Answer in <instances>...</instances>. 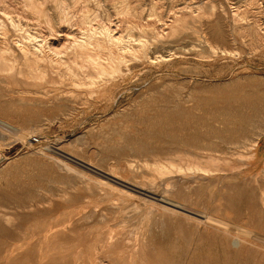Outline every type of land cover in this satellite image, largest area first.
<instances>
[{
    "label": "rangeland",
    "instance_id": "1",
    "mask_svg": "<svg viewBox=\"0 0 264 264\" xmlns=\"http://www.w3.org/2000/svg\"><path fill=\"white\" fill-rule=\"evenodd\" d=\"M39 1L55 36L118 30L95 59L120 72L86 66L67 86L66 68L51 83L0 71V264H264V0H65L64 22Z\"/></svg>",
    "mask_w": 264,
    "mask_h": 264
},
{
    "label": "bare ground",
    "instance_id": "2",
    "mask_svg": "<svg viewBox=\"0 0 264 264\" xmlns=\"http://www.w3.org/2000/svg\"><path fill=\"white\" fill-rule=\"evenodd\" d=\"M19 2L22 4L21 9L14 8L12 6V4H10L9 2H7L5 0H0V71H3L4 73H7V74H11L12 76L16 77L17 79L19 78V80L24 79L25 81H30L27 79H32L34 81H38L41 83H48V82L51 83V81H52L51 80V73L54 71H57V72L62 71V69H59L60 67L66 68V70L69 73V78L64 77V74H65L64 72L59 73V76L61 78L59 80V84L61 82V83H64L63 85L86 83V82H83L84 78L92 76V74H90L88 72H86V75H85L86 70H84V69L86 66L91 67L93 69V71H95L97 74L98 73L104 74L107 77H110V76L112 77L113 75H115L116 72H118V71L120 72V66H119L120 63H119V65L117 63H115V62H117V60H116L117 58H115L113 55L110 56L108 63H104L100 60L95 59V54H99V51L102 48H105V46H107V45L110 46V44L114 43L115 41L116 42L122 41V35L120 34V32L118 30H116V29L112 30V28L106 27V29L104 31H102V33L105 32V35H106L105 39H98L97 37H93L92 34L88 35V36H83L80 38L76 34L71 35L72 33H75L73 30L66 31V32H68L67 34L65 32L64 34L62 33V34H58V36H55L54 35L55 30H54L53 26H51V20H52L51 15L53 13L50 14L49 10L45 9V7H44L45 2L39 1V0H20ZM75 2H76V0H75ZM7 3H9V4H7ZM57 3H58V9L61 11V16H60L61 18L60 19L63 20V22L64 21H71V20L75 19V17L69 16L68 11L66 10L67 2L65 0H58ZM76 3H78V2H76ZM16 4H18V3H16ZM76 7H78V6H76ZM82 8H84V7L82 6ZM54 9H56V8H54ZM53 15H55V14H53ZM59 15H57V16H59ZM55 16H53V17H55ZM88 16L89 15L85 16V20ZM43 18H44L45 22L48 24L47 25L49 27L48 31H45V30L39 29V28L33 29L32 27H29V25L31 24L30 20L33 19L34 21L38 20L37 22H40ZM77 18H76V20H77ZM89 22H91V21H89ZM41 24H42V22H40V25ZM70 24H72V23H70ZM35 25H37V24H35ZM34 28H35V26H34ZM43 28H45V27H43ZM81 28H82V26H81ZM94 29H95V27H94ZM76 32H78V31H76ZM99 34L100 33L98 32V35ZM95 35H97V34H95ZM62 36H65V39H67V43L65 45L62 44ZM70 42H72V43L69 44ZM67 44H69V45L66 47ZM142 46H144V45H142ZM143 53H145V52H143ZM102 59H103V57H102ZM81 71H84V74H81ZM3 80H4V78H3ZM1 85H2V83H1ZM76 86H78V85H76ZM0 120H1V118H0ZM8 123H10V122H8ZM7 125H9V124H7ZM3 129H4V127H3ZM8 131H10V130H8ZM261 131H262V129L260 130V132ZM11 132H13V131H11ZM7 133H9V132H7ZM249 135H251V134H249ZM246 144H248V143H246ZM69 157H71V156H69ZM51 159H52V157H51ZM210 160H214V158L211 157V159H209L208 161H210ZM145 161H146V164H149V162H151L150 160H145ZM221 161H222V159H221ZM63 162H65V161L63 160ZM153 162H154L153 167L158 172H160L162 175H165V173H168V172L182 173L184 171V167L182 165H179V164L172 162V161L170 162L169 165H166V164L162 163V161H157V160L153 161ZM234 163H236V162H234ZM235 165H237V164H235ZM130 166H131V168L132 167L135 168L136 164L131 163ZM139 166L141 167V165H139ZM209 167L202 165V163H200L198 161H193L187 165V169L189 171L195 169V170H201L205 173L213 171V168H211V167L209 168ZM69 168H70V165H69ZM96 168H98V167H96ZM235 168H237V167H235ZM99 172H100V170H99ZM113 176L114 177H112V178L114 179V181L116 180V181L120 182L121 184L124 183L123 185H125L127 188H129L132 191L136 190V189H134V187L132 185H129L128 183L125 182L128 180L123 181L124 179L120 180L118 176H116V175H113ZM120 178H122V177H120ZM115 184H117V183H115ZM131 197H132V195H131ZM168 200L164 204L174 212H179L178 208H180L189 214H196V216L198 215V217L205 218L206 220L209 221V224L211 222L215 226H217L218 228H220V227L225 228V229H226V227L229 228L230 223L226 222L225 218L223 219L221 217L214 216L212 214L210 215L208 213L201 214L199 212H194L188 206L187 207L180 206V204H178L179 202L176 203V202H174V200H171V201H168ZM243 229H245V230H243L245 232H251L249 229H246V228H243ZM237 235H239V234H237Z\"/></svg>",
    "mask_w": 264,
    "mask_h": 264
}]
</instances>
